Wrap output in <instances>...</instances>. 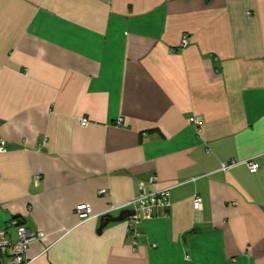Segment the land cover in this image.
Segmentation results:
<instances>
[{
	"label": "crops",
	"instance_id": "0c3cea01",
	"mask_svg": "<svg viewBox=\"0 0 264 264\" xmlns=\"http://www.w3.org/2000/svg\"><path fill=\"white\" fill-rule=\"evenodd\" d=\"M0 142L29 264H264V0H0ZM140 183L169 209L99 232Z\"/></svg>",
	"mask_w": 264,
	"mask_h": 264
},
{
	"label": "built area",
	"instance_id": "2783aa9c",
	"mask_svg": "<svg viewBox=\"0 0 264 264\" xmlns=\"http://www.w3.org/2000/svg\"><path fill=\"white\" fill-rule=\"evenodd\" d=\"M188 37L183 35L180 43V47H184L187 44ZM118 124L121 123V119H118ZM189 123L199 126L200 122L196 118L189 119ZM81 125H87L88 120L82 118L80 120ZM200 129H198V132ZM5 152V143L0 142V153ZM245 165L250 173H256L258 171V163L255 158H250L245 161H228L220 165L219 171L225 172L238 165ZM39 177H35L38 180ZM151 183L156 182V177L150 179ZM169 188L160 190L147 191L142 183L138 185V193L128 201L117 205L111 206L103 216H110L113 213H121L122 211L130 212L128 216L130 222L128 226V232L135 238L139 236L135 224L141 220L150 219L154 216L156 209H162L167 211L170 207L169 201ZM103 193V191L99 192ZM192 207L194 211H200L202 208V198L199 195H194ZM76 213L81 221H87L94 218L89 205L82 204L76 208ZM43 239L41 232H31L30 230L19 227L17 229V239L10 240L6 229H0V264H29L30 261L25 258V252L30 243ZM3 261V262H1ZM5 261V262H4Z\"/></svg>",
	"mask_w": 264,
	"mask_h": 264
},
{
	"label": "water",
	"instance_id": "95a60500",
	"mask_svg": "<svg viewBox=\"0 0 264 264\" xmlns=\"http://www.w3.org/2000/svg\"><path fill=\"white\" fill-rule=\"evenodd\" d=\"M130 215H131L130 212L122 211L117 217L104 216L101 219V225L98 231L100 232L109 223L122 222Z\"/></svg>",
	"mask_w": 264,
	"mask_h": 264
},
{
	"label": "rangeland",
	"instance_id": "374dc122",
	"mask_svg": "<svg viewBox=\"0 0 264 264\" xmlns=\"http://www.w3.org/2000/svg\"><path fill=\"white\" fill-rule=\"evenodd\" d=\"M219 171V170H218Z\"/></svg>",
	"mask_w": 264,
	"mask_h": 264
}]
</instances>
